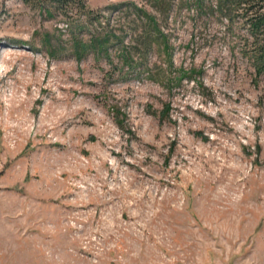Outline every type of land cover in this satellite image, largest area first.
Here are the masks:
<instances>
[{
  "label": "rangeland",
  "instance_id": "374dc122",
  "mask_svg": "<svg viewBox=\"0 0 264 264\" xmlns=\"http://www.w3.org/2000/svg\"><path fill=\"white\" fill-rule=\"evenodd\" d=\"M85 3L0 0V264H264L249 26L218 0Z\"/></svg>",
  "mask_w": 264,
  "mask_h": 264
},
{
  "label": "trees",
  "instance_id": "16d2710c",
  "mask_svg": "<svg viewBox=\"0 0 264 264\" xmlns=\"http://www.w3.org/2000/svg\"><path fill=\"white\" fill-rule=\"evenodd\" d=\"M26 2H55L60 7L70 8L76 7L78 12L86 15L95 14V10L87 9L85 0H25ZM220 6L229 9L231 13H236L237 16L249 26V34L253 38L249 43L248 38L246 43L254 46L256 52L255 58L259 62V68H264V0H218ZM218 5V2H217ZM230 13V14H231ZM261 70V69H260Z\"/></svg>",
  "mask_w": 264,
  "mask_h": 264
}]
</instances>
